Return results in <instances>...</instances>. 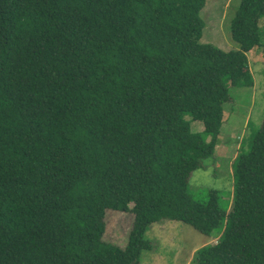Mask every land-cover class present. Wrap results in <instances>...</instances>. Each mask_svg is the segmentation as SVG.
Instances as JSON below:
<instances>
[{
    "label": "trees",
    "instance_id": "1",
    "mask_svg": "<svg viewBox=\"0 0 264 264\" xmlns=\"http://www.w3.org/2000/svg\"><path fill=\"white\" fill-rule=\"evenodd\" d=\"M207 1L0 0V264H138L161 221L219 236L197 264H264V122L229 207L189 186L264 47V0H240L228 51L201 41ZM108 210L133 215L124 248Z\"/></svg>",
    "mask_w": 264,
    "mask_h": 264
},
{
    "label": "rangeland",
    "instance_id": "2",
    "mask_svg": "<svg viewBox=\"0 0 264 264\" xmlns=\"http://www.w3.org/2000/svg\"><path fill=\"white\" fill-rule=\"evenodd\" d=\"M239 4L240 0H208L201 13L205 21L201 41L223 51L237 48V43L231 39L230 20ZM261 42H264V32L261 33ZM247 59L255 83L249 90L230 87L231 97L224 105V122L215 153L203 162L206 168L193 172L189 180L190 190L196 199L206 200L207 192L214 189L223 208L229 207L231 202L234 185L231 164L238 149L243 144L242 151L248 150L253 136L257 135L264 122V47L251 50ZM203 130V123H192L193 132ZM105 221V242L126 247L133 215L108 210ZM215 235H203L183 222L154 223L146 234L151 241V249L142 254L138 264H197L196 252L215 243L219 238Z\"/></svg>",
    "mask_w": 264,
    "mask_h": 264
}]
</instances>
